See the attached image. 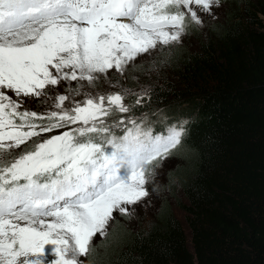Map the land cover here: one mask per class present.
Listing matches in <instances>:
<instances>
[{
  "label": "snow or ice",
  "instance_id": "1",
  "mask_svg": "<svg viewBox=\"0 0 264 264\" xmlns=\"http://www.w3.org/2000/svg\"><path fill=\"white\" fill-rule=\"evenodd\" d=\"M215 2L0 0V264H86L114 213L131 215L128 206L149 196L155 170L184 142L186 122L156 132L147 114L127 123L113 116L132 111L128 96L139 105L148 89L86 93L71 107L72 95L57 89L77 81L71 93L80 95L79 82L95 87L110 70L123 74L138 56L178 42L186 15L200 23L197 9ZM31 100L49 110H30ZM77 123L13 154L42 132Z\"/></svg>",
  "mask_w": 264,
  "mask_h": 264
},
{
  "label": "trees",
  "instance_id": "2",
  "mask_svg": "<svg viewBox=\"0 0 264 264\" xmlns=\"http://www.w3.org/2000/svg\"><path fill=\"white\" fill-rule=\"evenodd\" d=\"M225 3L220 22L201 35L184 29L196 40L195 51L159 48L145 74L135 64L121 82L128 84L122 90L148 89L132 111L181 108L193 115L171 154L179 162L170 174L175 186L164 190L180 193L174 203L188 241L161 198L134 230L125 216L112 221L86 264H264V0Z\"/></svg>",
  "mask_w": 264,
  "mask_h": 264
},
{
  "label": "rangeland",
  "instance_id": "3",
  "mask_svg": "<svg viewBox=\"0 0 264 264\" xmlns=\"http://www.w3.org/2000/svg\"><path fill=\"white\" fill-rule=\"evenodd\" d=\"M225 1L226 0H216V2L212 5V7L208 11H203L201 9H197V15L200 19V23H196V22L192 21L190 19V16L186 15L185 20L187 19L188 24H185L184 29L187 26H188V28L191 26L194 28V30L198 31V33H200V35H201L202 30L205 26H208L209 24L219 23L220 20L222 19L223 12L226 10ZM173 45H180V46L182 45L181 47H185V49L191 50V51H195L197 48L196 40L194 39L193 35H187L183 31L181 38L178 42H173V43H170L169 45L158 46L156 49L150 50L149 53H144V54L138 56L135 61H133L129 64V66L127 67L126 71L123 74L115 71L114 69L110 70L107 74L101 75V78L96 81L95 87H88L86 81L79 82V83H82L85 85V87L81 89L80 95H73L71 93V89L78 86L77 81H65V82H63V86H61L57 89L56 94L72 95L71 100L65 101V104H66L67 102H70V101H73L76 99L83 102L87 98V96L85 94L90 93L92 90L100 91V92H98V94H108V93H112L114 91V89H112V87H111V86H113L114 88L118 87V91H121L123 86L128 85L127 81H126V84H123V83L121 84V82H124L125 73H126V77H128L131 69L135 66V64L137 66L140 64L142 67L145 66V70H144V74H145L146 71L150 68V66H152V63H151L152 60L149 61L152 58H149V57L157 54L158 51H160L159 48H164V47L173 46ZM141 70H143V69L141 68ZM151 70H153V69H151ZM118 78H121V79L123 78V81H119L120 82L119 85H121V87H119V85H117L113 82H110V80H116V79L118 80ZM143 80H144V82H146L147 78L145 76H143ZM65 89H67V92L65 91ZM138 93H140V92H138ZM91 94L97 95L94 93H91ZM9 95H11V93H9ZM136 98H137L136 96L130 95V96H128V98L125 102L132 104V102L134 100H136ZM146 99H147V96H144L141 101H144ZM44 105L45 104H41L36 100H31L26 104V106L30 110H35V111L40 112V113H44L47 110H49V105H47L46 109H43L41 111L38 110L37 107H41ZM178 111H181V108H179ZM167 113L171 117L172 116L173 117L182 116L179 113H173V111H169V110H167ZM113 115L117 116V118H119V117L125 118V123H127V116H131V115H127L126 113H114ZM37 122L40 123V121H37ZM43 123H45V121H43ZM61 131H62V127L53 129L51 132H42V133H40L39 136L32 137L29 141L26 142V144L21 145L20 148L14 149L13 154L15 155V154H18L19 152H22V151H29L31 149V145L36 140H38V138L39 139H48L53 135L59 134ZM178 163H179L178 160L176 162H174V159H172V158H168V159L164 160L162 162L161 166L155 170L153 180L150 182V184L147 185V187L149 189V196L145 197L141 202H139L137 204L128 206L129 211L132 213L131 215L114 213V216H115L114 220L118 219L121 216H125L126 227L134 230L136 228V223L139 224L142 222H146L147 220L149 221V214L156 211V209L158 208V204L161 201V198H164V201H166L169 204L170 209H171L174 217L178 220V222L182 226L186 240L188 241V232H187L185 224H184L183 214L178 210V208L175 206V203H174V197L181 200L180 193L176 189L174 191L172 197H170L169 191H167V190L164 191L165 186H175L172 183V181L170 180V174L173 172L174 167H176ZM100 239H102V237L98 236L95 239V243H96V241H98Z\"/></svg>",
  "mask_w": 264,
  "mask_h": 264
},
{
  "label": "clouds",
  "instance_id": "4",
  "mask_svg": "<svg viewBox=\"0 0 264 264\" xmlns=\"http://www.w3.org/2000/svg\"><path fill=\"white\" fill-rule=\"evenodd\" d=\"M112 89H114L113 92L116 91V87L114 88L113 86H111ZM100 92V91H98ZM112 92V93H113ZM138 93V92H136ZM175 113H179L181 114L182 116H177V117H171L168 115V113L166 112L165 109H156L154 110L152 113H148L146 111H139V112H136V111H130L129 113H126L127 115H131V116H127L128 117H136V118H139L142 114H147L148 115V121H152L154 122L153 123V126H156V127H159L160 130L159 131H162L166 125L168 124H180L182 122H186L184 123V127L186 128L188 125L192 124V118H193V115H184V113H182V111H176ZM114 116V115H113ZM117 117V116H115ZM129 126L131 127V125L129 124ZM174 151V150H173ZM173 153V152H172ZM171 153V154H172ZM170 154V155H171ZM169 158H172V155L169 156Z\"/></svg>",
  "mask_w": 264,
  "mask_h": 264
}]
</instances>
